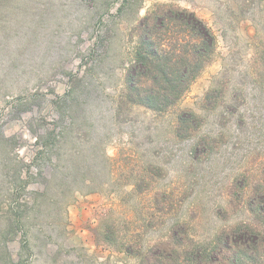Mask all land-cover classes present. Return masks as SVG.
I'll list each match as a JSON object with an SVG mask.
<instances>
[{"label": "rangeland", "instance_id": "obj_1", "mask_svg": "<svg viewBox=\"0 0 264 264\" xmlns=\"http://www.w3.org/2000/svg\"><path fill=\"white\" fill-rule=\"evenodd\" d=\"M169 9L212 30V61L168 112L124 105L141 23ZM262 177L264 0H0V264H139L109 225L134 250L211 245L253 222Z\"/></svg>", "mask_w": 264, "mask_h": 264}, {"label": "trees", "instance_id": "obj_2", "mask_svg": "<svg viewBox=\"0 0 264 264\" xmlns=\"http://www.w3.org/2000/svg\"><path fill=\"white\" fill-rule=\"evenodd\" d=\"M141 26L143 36L126 74L122 104L166 113L182 100L211 63L216 37L195 13L183 10L149 15ZM190 118L199 121L191 111L182 112L180 125L190 123ZM44 146L46 149L48 142L44 141ZM249 193L250 209L255 214L253 222L226 228L211 245H200L189 232L179 239L174 231L169 240L144 251L132 246L125 248L113 225L106 227L103 235L112 246L137 256L139 264H264V177Z\"/></svg>", "mask_w": 264, "mask_h": 264}]
</instances>
